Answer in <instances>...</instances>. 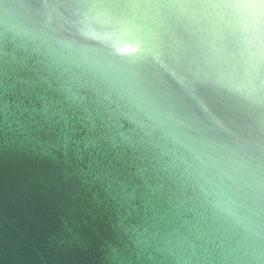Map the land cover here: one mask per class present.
<instances>
[{
  "label": "water",
  "instance_id": "water-1",
  "mask_svg": "<svg viewBox=\"0 0 264 264\" xmlns=\"http://www.w3.org/2000/svg\"><path fill=\"white\" fill-rule=\"evenodd\" d=\"M0 264H264V0H0Z\"/></svg>",
  "mask_w": 264,
  "mask_h": 264
}]
</instances>
